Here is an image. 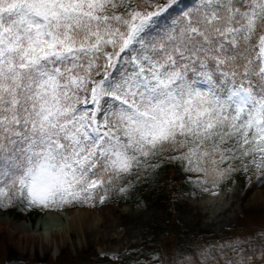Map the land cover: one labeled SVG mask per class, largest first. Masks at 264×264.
Instances as JSON below:
<instances>
[{"label":"snow or ice","instance_id":"6c2138e0","mask_svg":"<svg viewBox=\"0 0 264 264\" xmlns=\"http://www.w3.org/2000/svg\"><path fill=\"white\" fill-rule=\"evenodd\" d=\"M164 164L264 183V0H0V212L95 209ZM148 264H264V229Z\"/></svg>","mask_w":264,"mask_h":264},{"label":"rangeland","instance_id":"374dc122","mask_svg":"<svg viewBox=\"0 0 264 264\" xmlns=\"http://www.w3.org/2000/svg\"><path fill=\"white\" fill-rule=\"evenodd\" d=\"M237 184H240L242 188L239 198L240 209L238 208V213L232 223L230 215L226 214L210 228L197 225L199 218L197 213L201 209L197 210L186 199V196L192 195L193 192L178 191L173 193L165 207L155 206L136 193L128 203L110 200L108 203L113 204V210L109 216L101 220L94 228L83 229L81 227L78 231L74 228L67 245L55 255L39 254L36 248L24 252L17 249L5 231L6 226L3 218L10 217L14 221L29 220L33 222L37 217L32 214L21 217L14 209L2 211L0 214V264H58L60 261L63 263L62 261L65 259H70L73 262L80 260L81 264H111L99 261L98 257L118 259L119 263L117 264H148V257L153 253L161 255L164 261H168L169 258L174 261L183 253L185 258L194 262L201 246L216 242L222 243L230 237L236 236V234H230L229 231L234 227L238 217L248 214L258 223L264 219V185L254 189L248 195H244L247 186L246 179H238ZM172 216L184 232L196 235L199 239L186 240L177 245L171 254L145 248L144 242L150 238L153 227L165 223ZM262 229H264L263 223L258 224L255 231ZM213 235L217 237H210Z\"/></svg>","mask_w":264,"mask_h":264},{"label":"bare ground","instance_id":"6f19581e","mask_svg":"<svg viewBox=\"0 0 264 264\" xmlns=\"http://www.w3.org/2000/svg\"><path fill=\"white\" fill-rule=\"evenodd\" d=\"M241 193V185L236 182L220 188L217 196L205 193L201 196L187 195L186 199L191 206L197 210L201 209L197 213L199 218L196 224L210 228L226 214L230 215L231 223L235 220ZM112 210L113 204L108 203L95 209L77 207L64 213L45 212L33 222L14 221L10 217L3 218V221L6 226L5 231L17 249L24 252L36 248L39 254L55 255L67 245L74 228L77 231L81 227L94 228L101 220L107 218Z\"/></svg>","mask_w":264,"mask_h":264},{"label":"trees","instance_id":"16d2710c","mask_svg":"<svg viewBox=\"0 0 264 264\" xmlns=\"http://www.w3.org/2000/svg\"><path fill=\"white\" fill-rule=\"evenodd\" d=\"M184 4H192L193 0H183ZM193 176L195 174H192ZM189 174L180 170L179 165L176 164H164L157 172L153 175V177L145 182L137 184L134 188L130 189L127 193L120 195H114L111 199H114L118 202H129L132 200L136 193L142 195L148 202L154 204L155 206L165 207L169 201L173 193L178 191H192L196 193H201L199 188H197L193 183L189 182L188 179ZM254 176L250 177V181L248 184L254 183ZM226 183V182H225ZM224 183V184H225ZM222 184V185H224ZM221 185V186H222ZM264 183L259 186H253L252 188H248L246 186L244 190V195H248L254 189L263 186ZM17 210L18 215L22 216L25 214L26 210L22 208H14ZM264 224V219H262L259 223L255 221L248 214H244L238 217L234 227L229 231L230 234L239 235L241 233H251L255 231V228L258 224ZM210 237H217L216 235ZM208 238V237H207ZM199 237L196 235H189L184 232L178 225L176 219L172 216L167 219V221L161 225H156L152 229V234L148 241L144 242V247L149 249H155L161 253L171 254L172 251L177 247V245L184 243L186 240H198ZM99 261L117 264L119 260H110L108 258H103ZM58 264H81L80 260H75L73 262L70 259H65Z\"/></svg>","mask_w":264,"mask_h":264}]
</instances>
